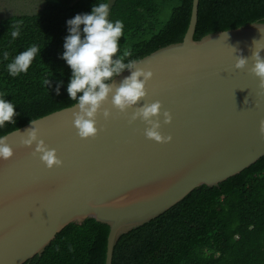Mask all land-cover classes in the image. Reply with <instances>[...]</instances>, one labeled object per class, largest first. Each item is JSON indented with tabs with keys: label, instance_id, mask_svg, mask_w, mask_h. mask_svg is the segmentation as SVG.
Listing matches in <instances>:
<instances>
[{
	"label": "water",
	"instance_id": "95a60500",
	"mask_svg": "<svg viewBox=\"0 0 264 264\" xmlns=\"http://www.w3.org/2000/svg\"><path fill=\"white\" fill-rule=\"evenodd\" d=\"M198 5L192 0L181 41L155 49L112 78L114 90L136 67L152 71L146 95L124 110L111 104L109 93L96 114L94 136L76 134L73 104L32 120L38 139L56 149L60 165L46 167L33 152L35 141L20 144L30 121L2 135L13 153L0 159V264H24L66 225L87 218L109 225L105 264H112L122 234L194 188L216 186L264 156L259 127L264 88L250 71L252 40L264 43V22L216 30L196 40ZM237 56L249 58L243 67L234 66ZM156 100L160 112L151 119L159 121L167 141L146 137L150 125L139 116L132 119L140 106Z\"/></svg>",
	"mask_w": 264,
	"mask_h": 264
},
{
	"label": "trees",
	"instance_id": "16d2710c",
	"mask_svg": "<svg viewBox=\"0 0 264 264\" xmlns=\"http://www.w3.org/2000/svg\"><path fill=\"white\" fill-rule=\"evenodd\" d=\"M100 2L109 6L108 19L123 22L119 48L129 50L125 59L133 60L181 41L192 8V0H44L36 13L1 19L0 94L15 105L17 115L0 127V136L75 103L66 92L71 70L60 57L65 21ZM254 21L264 22V0H199L194 39ZM14 29L19 34L13 39ZM32 45L41 50L27 71L10 76L5 65ZM108 232L109 225L94 218L70 223L24 264H105ZM112 264H264V156L216 186L194 188L122 234Z\"/></svg>",
	"mask_w": 264,
	"mask_h": 264
},
{
	"label": "clouds",
	"instance_id": "9594fccd",
	"mask_svg": "<svg viewBox=\"0 0 264 264\" xmlns=\"http://www.w3.org/2000/svg\"><path fill=\"white\" fill-rule=\"evenodd\" d=\"M108 16V4L100 2L93 3L90 11L78 12L65 21L67 34L63 38V51L60 57L71 70L66 92L69 100L75 101V104L71 106L73 108L72 125L80 138L94 136L97 133L95 117L103 102L108 99L109 93H111V104L122 111L126 106L134 104L146 95L145 84L152 76L150 68L136 67L113 90L112 78L125 68L132 69L138 61L125 59L130 56V51L119 48V38L123 35V22L119 19L112 21L108 19ZM18 34L19 30L14 29L10 35L14 39ZM252 44L250 71L259 77V86L264 88V58L260 56L264 43L253 39ZM40 50L36 45H32L18 52L5 65L8 74L15 77L19 73L26 72ZM114 54L117 55L114 56ZM8 56L7 50L2 52L3 59L7 60ZM248 59V57L237 56L234 66L243 67ZM49 83L48 78L44 80L45 86ZM55 91L59 93V83ZM14 106L10 100L0 94V127H3L5 122H14V117L17 115ZM159 112L160 101L156 100L140 106L133 112L132 119L139 116L147 125H150L144 129L146 137L158 142L167 141L170 137L161 135L158 130L159 121L151 119ZM109 114L108 109H103L105 117ZM169 119L168 111L164 110L163 120L168 122ZM35 122L30 120L32 126L19 137L20 144L31 146L35 141L33 152L39 153V158L46 167L60 165L62 161L56 155V149L45 144L43 139H38V128ZM259 127L261 134L264 135V119L260 120ZM12 153L13 149L7 142V137L0 136V159H7Z\"/></svg>",
	"mask_w": 264,
	"mask_h": 264
},
{
	"label": "rangeland",
	"instance_id": "374dc122",
	"mask_svg": "<svg viewBox=\"0 0 264 264\" xmlns=\"http://www.w3.org/2000/svg\"><path fill=\"white\" fill-rule=\"evenodd\" d=\"M43 4L44 0H0V20L14 14L36 13Z\"/></svg>",
	"mask_w": 264,
	"mask_h": 264
}]
</instances>
